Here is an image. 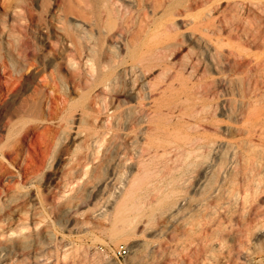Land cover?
Here are the masks:
<instances>
[{"label":"rangeland","instance_id":"rangeland-1","mask_svg":"<svg viewBox=\"0 0 264 264\" xmlns=\"http://www.w3.org/2000/svg\"><path fill=\"white\" fill-rule=\"evenodd\" d=\"M104 3L66 0L82 12L66 18L61 0H0V45L11 44L24 67L8 105L43 87L42 68L49 74L69 52L71 24L84 25L77 44L95 33L100 44L121 45L99 79L61 85L68 101L58 117L14 116L50 125L58 137L33 187L11 179L39 214L4 210L3 218H17L0 216L6 230L25 222L33 234L24 250L1 240L0 264H264V0H199L190 8L170 0L156 11L147 6L146 29L135 9L120 15L132 20L123 40L99 35L94 21ZM177 6L182 14L166 10ZM201 14L208 26L195 24ZM165 21L174 23V44L132 70L153 42L154 23ZM77 194L85 202L75 208ZM120 244L125 257L114 253Z\"/></svg>","mask_w":264,"mask_h":264},{"label":"bare ground","instance_id":"bare-ground-1","mask_svg":"<svg viewBox=\"0 0 264 264\" xmlns=\"http://www.w3.org/2000/svg\"><path fill=\"white\" fill-rule=\"evenodd\" d=\"M104 1V8L100 9V14L95 18L94 25L97 27L99 35H103L105 38L111 37L123 40L126 36V29L129 27L130 21L132 20L131 18L123 19L120 17L121 13L127 12L130 16L132 14L133 17L132 11L136 9L139 11V16L142 17L140 27L146 29V26L150 22L147 6H150L153 11H156L157 8L170 0ZM182 1L185 2L184 5L187 8L199 2V0ZM179 4L182 5L181 2H179ZM59 7L60 14L66 18L72 13L78 15L82 13L76 10L75 7L66 5V0H61ZM166 10L170 15L183 13L179 6L170 12L168 8ZM104 13L107 14L108 18L104 17ZM194 21L198 26L205 27L211 22V18L201 14L200 17L195 18ZM172 26H174L172 21L154 23V35L151 38L153 42L146 51L141 52L136 57L132 70L137 69L140 63L148 60L155 51L174 44V37L169 33ZM83 27V23L75 22V24H71V26L65 28L68 32V39L70 40V37L72 38V43L68 44L70 46L69 52L67 55L62 56L60 61L56 62L55 70H51L49 74L46 72V69L42 68L43 72L39 74L38 78L43 87L35 85L33 94L24 98L18 105L8 104L12 95L22 86L24 67L21 63L15 61L13 53L14 48L11 47V44L7 43L6 46L0 45V121L1 110L7 108V112L4 115L3 126V128H6L7 132L4 140L0 138V202H2L0 216L3 221L4 219H8V221H16L17 219L11 212H9L8 218H6V216L3 218L2 216H4L3 213L6 208L13 209V211H16L20 216L25 215L26 219L31 220L35 219L39 214L36 209L37 207H31L28 202L24 201V198L29 196L30 192H22L20 187H16V185L11 182V179L16 178L18 185H21V187L23 186V188L25 186L33 187L58 137L57 132L53 131L50 125L42 122H13L14 116L20 112H29L42 120L58 117V112L62 107V103L66 104L68 101L66 97H64L63 100L60 99V93L62 91L61 85L63 86L65 81H75V77L80 80L84 78L86 82L99 79L101 77L100 70L107 67L105 58L108 59V57H110L114 59V57L121 55V45L117 42L115 44H109L105 42L106 40H104L103 44H100L97 39L98 36H96L95 33H88L90 43L87 45L83 42L77 44L73 39L77 36H81L80 32L83 30ZM83 37L87 36L84 35ZM127 40L129 42L133 41L132 38H128ZM125 44L124 42L123 45ZM19 50L22 52L21 56L23 57L24 64H28V67L34 66L35 63L29 62L28 60L31 54L28 47L19 48ZM84 60L91 62L89 65L91 74L89 75L83 72L86 66ZM42 64L45 65V62ZM63 66L66 68L68 67L70 74L67 75L63 73ZM130 95H132V93ZM45 108L47 109L48 116L44 113ZM131 109L132 107H130V110ZM7 156H9V158ZM12 166L19 168L18 171H15ZM75 198H77L73 205L75 208L84 204V199L78 196V194ZM69 200L74 201L71 197ZM39 201L41 204L44 203L43 199ZM18 219L21 221V218ZM23 229L28 230L24 231ZM11 234L12 237H10ZM32 234L33 229L25 222L20 223L18 226L10 225L7 230L5 226L0 225V242L3 239L10 240L11 238H13L11 239L12 241L18 240V243L16 241L11 243L12 248L17 249V251L18 249H25L26 244L24 240ZM49 235L53 237V234ZM3 249L4 248H1L0 252L4 251Z\"/></svg>","mask_w":264,"mask_h":264},{"label":"built area","instance_id":"built-area-1","mask_svg":"<svg viewBox=\"0 0 264 264\" xmlns=\"http://www.w3.org/2000/svg\"><path fill=\"white\" fill-rule=\"evenodd\" d=\"M114 253L118 257H125L129 253L128 246L125 244H120L118 247L114 249Z\"/></svg>","mask_w":264,"mask_h":264}]
</instances>
